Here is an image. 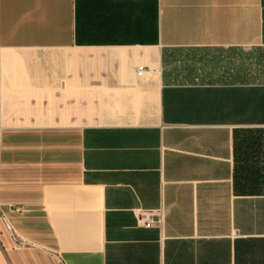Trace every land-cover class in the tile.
Returning <instances> with one entry per match:
<instances>
[{
    "label": "crops",
    "instance_id": "0c3cea01",
    "mask_svg": "<svg viewBox=\"0 0 264 264\" xmlns=\"http://www.w3.org/2000/svg\"><path fill=\"white\" fill-rule=\"evenodd\" d=\"M0 264H264V0H0Z\"/></svg>",
    "mask_w": 264,
    "mask_h": 264
},
{
    "label": "built area",
    "instance_id": "2783aa9c",
    "mask_svg": "<svg viewBox=\"0 0 264 264\" xmlns=\"http://www.w3.org/2000/svg\"><path fill=\"white\" fill-rule=\"evenodd\" d=\"M143 70L142 66L136 67V74H140ZM139 222L142 223V226L145 228H150L152 226H158L160 224V217L159 216H143L141 219L139 218Z\"/></svg>",
    "mask_w": 264,
    "mask_h": 264
}]
</instances>
